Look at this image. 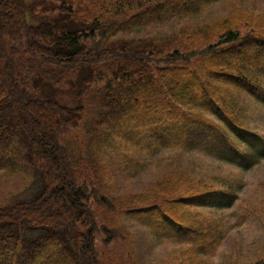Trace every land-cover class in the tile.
Returning a JSON list of instances; mask_svg holds the SVG:
<instances>
[{
    "label": "trees",
    "instance_id": "obj_1",
    "mask_svg": "<svg viewBox=\"0 0 264 264\" xmlns=\"http://www.w3.org/2000/svg\"><path fill=\"white\" fill-rule=\"evenodd\" d=\"M36 1L48 16L33 15L27 0H0V184L33 183L0 205V264H120L106 249L124 239L120 216L159 236L166 224L172 237L186 233L181 264H208L225 230L195 210L231 206L237 185H195L175 169L124 199L113 195L114 180L143 171L164 148L245 169L261 160L264 132L248 105L264 109V9L224 0L227 16L208 20L215 0H80L75 9ZM97 92L93 113L83 98ZM69 93L76 106L61 99ZM87 115L90 159L83 138L65 133ZM107 150L117 154L110 164Z\"/></svg>",
    "mask_w": 264,
    "mask_h": 264
},
{
    "label": "rangeland",
    "instance_id": "obj_2",
    "mask_svg": "<svg viewBox=\"0 0 264 264\" xmlns=\"http://www.w3.org/2000/svg\"><path fill=\"white\" fill-rule=\"evenodd\" d=\"M33 5L32 14L42 17L48 11L45 3L38 4L36 0H27ZM67 5L71 4L75 9L81 6L80 0H68ZM246 9L257 10L264 9V0H246L244 1ZM249 4V8H248ZM229 12L228 4L224 0H215L204 12V17L215 19L225 17ZM52 14V12H49ZM54 15V13L52 14ZM36 19L35 17L33 20ZM190 23V20L179 21V24ZM194 25V21L192 20ZM150 28L136 31L132 35H145L149 33ZM80 76L77 77L79 85ZM101 79L96 82L97 86L102 85ZM72 95L74 93L71 92ZM72 95H62L61 99L67 101L70 106H76L77 101ZM74 96V95H73ZM103 98V92L91 93L86 99L88 109L95 113L100 107ZM60 99V100H61ZM249 103V101H248ZM249 114L254 117V125L264 132V109L257 107L254 103H249ZM85 119L77 123L76 127L65 129L67 135L73 139L77 136L82 137V146L84 153L90 159L91 143L93 137L94 118L87 115ZM93 119V120H92ZM92 120V122H91ZM109 154L105 156V163L110 164V160L117 158V154L107 150ZM148 155V154H147ZM146 168L129 178H116L114 180L115 188L113 195L130 199L135 194L147 189L151 183L158 178L168 176L172 170L181 169L194 179L195 185L204 178L208 185H224L230 183L237 185L235 187L236 199L229 207L217 205H206L196 208L195 212H203L208 218L216 219L224 227L225 233L214 251L208 253L205 257L208 264H237L256 261L258 258L264 259V156L249 169H245L217 157L197 150H185L182 148H164L156 154L147 156ZM33 187L30 180H25L22 176L6 177L0 184V205L4 204L15 194L21 193L26 195ZM226 187V186H223ZM145 193V192H144ZM116 225L124 239H119L118 243H110L106 249L112 254L122 258L120 264H181L182 252H189L191 244L187 239L186 233L182 235L170 236V226L166 227L164 233L160 236L153 233L148 227L143 225L139 220L128 216H120L116 219ZM132 245L134 255L129 252V244ZM99 246L103 243L98 239ZM116 249V252H115ZM132 260L128 261V255Z\"/></svg>",
    "mask_w": 264,
    "mask_h": 264
}]
</instances>
